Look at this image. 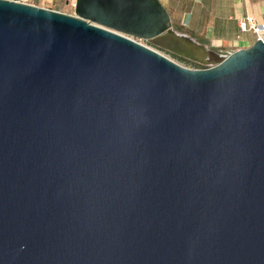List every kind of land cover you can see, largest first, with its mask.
Instances as JSON below:
<instances>
[{"label": "water", "instance_id": "1", "mask_svg": "<svg viewBox=\"0 0 264 264\" xmlns=\"http://www.w3.org/2000/svg\"><path fill=\"white\" fill-rule=\"evenodd\" d=\"M73 11L0 0V264H264V38L222 55L159 0Z\"/></svg>", "mask_w": 264, "mask_h": 264}, {"label": "crops", "instance_id": "2", "mask_svg": "<svg viewBox=\"0 0 264 264\" xmlns=\"http://www.w3.org/2000/svg\"><path fill=\"white\" fill-rule=\"evenodd\" d=\"M40 8L73 11L75 0H32ZM170 17L171 28L199 45L228 55L255 43L252 33L240 32L238 21L251 18L264 24V0H159Z\"/></svg>", "mask_w": 264, "mask_h": 264}, {"label": "rangeland", "instance_id": "3", "mask_svg": "<svg viewBox=\"0 0 264 264\" xmlns=\"http://www.w3.org/2000/svg\"><path fill=\"white\" fill-rule=\"evenodd\" d=\"M23 3L27 4V5L35 6L34 2L32 0H23ZM57 12H60V13L66 14V15H70V16L74 15V11H72L70 8L68 9L65 6L60 7V9H58ZM134 41L140 45H143L145 47L153 49L157 53L161 54L162 56L168 58L169 60L173 61L174 63H176V64H178L184 68L192 69V70L196 69V67L193 66V64H191L190 62H187V61L183 62V61L179 60L178 58H175L174 56H171V55H169V54H167L161 50H157V49L153 48L151 45H149L148 43H146L145 41H142V40H134Z\"/></svg>", "mask_w": 264, "mask_h": 264}, {"label": "built area", "instance_id": "4", "mask_svg": "<svg viewBox=\"0 0 264 264\" xmlns=\"http://www.w3.org/2000/svg\"><path fill=\"white\" fill-rule=\"evenodd\" d=\"M238 28L242 33H252L255 37V41L262 40L264 38V24H258L251 18L239 20ZM200 69L204 68L201 67Z\"/></svg>", "mask_w": 264, "mask_h": 264}, {"label": "trees", "instance_id": "5", "mask_svg": "<svg viewBox=\"0 0 264 264\" xmlns=\"http://www.w3.org/2000/svg\"><path fill=\"white\" fill-rule=\"evenodd\" d=\"M175 58H177V57H175ZM179 59V58H178ZM179 60H181V61H183L184 62V60H182V59H179ZM192 64V63H191ZM193 66H195L196 67V69H200L201 67L200 66H198V65H195V64H193Z\"/></svg>", "mask_w": 264, "mask_h": 264}, {"label": "bare ground", "instance_id": "6", "mask_svg": "<svg viewBox=\"0 0 264 264\" xmlns=\"http://www.w3.org/2000/svg\"><path fill=\"white\" fill-rule=\"evenodd\" d=\"M179 45V44H178ZM179 46H181V47H183V48H185L184 46H182L181 44L179 45ZM186 49V48H185ZM195 56H197L198 54H194Z\"/></svg>", "mask_w": 264, "mask_h": 264}]
</instances>
